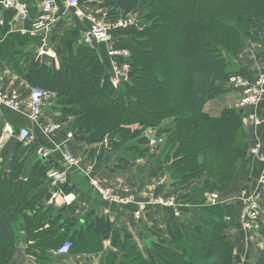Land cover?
<instances>
[{
  "label": "trees",
  "instance_id": "1",
  "mask_svg": "<svg viewBox=\"0 0 264 264\" xmlns=\"http://www.w3.org/2000/svg\"><path fill=\"white\" fill-rule=\"evenodd\" d=\"M25 1L31 15L27 27L39 10L38 0ZM103 6L110 18L136 10L146 22L142 29L115 34L114 46L130 51L119 61L133 72L119 88L113 87L97 49L77 44L79 23L58 32L62 56L50 67L36 51L42 37L11 32L14 11L0 7V60L31 86L54 92L57 108L74 117L72 131L86 134L85 141L106 150L135 141L127 147L142 146L139 155L158 156L187 206L168 224L167 234L152 227L140 249L130 232L93 210L77 220L66 205L44 203L52 189L49 170L64 166L51 153L37 156L25 171L30 146L21 142L10 173L0 170V264H12L22 235L31 263L55 256L56 248L71 240L70 254H101L99 264H235L231 230L239 224L238 210L221 198L205 201L208 193L227 192L238 179L249 160V135L240 109L207 105L211 96L228 90L230 74L237 73L228 60L242 51L245 37L255 38L264 22V0H104ZM150 130L166 138L157 151L148 146ZM68 181L56 189L69 193ZM260 236L264 246V230ZM107 239L118 251L104 250Z\"/></svg>",
  "mask_w": 264,
  "mask_h": 264
},
{
  "label": "crops",
  "instance_id": "2",
  "mask_svg": "<svg viewBox=\"0 0 264 264\" xmlns=\"http://www.w3.org/2000/svg\"><path fill=\"white\" fill-rule=\"evenodd\" d=\"M22 1L27 4L25 0ZM83 7L87 12L93 10L98 14L107 12V8L103 6V3L97 5L83 4ZM25 22L26 21L15 24L14 28L10 24L11 32H19L23 35L34 37L41 36L33 35L28 32H21L19 30L21 28H25L26 30L32 29V23L26 27ZM77 23L81 25V29L89 26L84 20H80L71 15H64L63 22H59L60 26L58 25L57 29L62 30L73 27L76 26ZM45 42L47 44V41ZM260 43L264 44V22L259 25L255 38L245 37L243 43L244 48L236 57L238 62V68L236 69L238 72L245 73V75L252 79L257 77L264 70V52L260 50V48H263ZM38 47H36L37 53L39 51ZM96 49L100 51L101 55L99 56L104 63L107 64L108 69H110L112 65L107 55V46L102 44L97 45ZM50 52L56 56L54 51L50 50ZM55 65H58L57 57ZM0 77V84H2L6 90H16L21 95V108L19 111L0 105V130H2L5 123H10L16 126L17 129L21 127L30 128L34 135V140L30 143H26L30 148L26 153L29 161L27 162L28 165L25 171L28 169L30 162L33 159H37V146L38 148L41 146L50 148L55 162L59 167L64 166L65 168L61 146L66 142L67 132L72 131L74 117L62 113V111L57 108L56 100L54 99L43 109L40 122L33 121L30 118L31 99L29 93L31 85L1 60ZM240 99V91L228 89L226 93L221 95V106H236ZM219 102L220 97L211 96L208 106L214 107V104ZM260 111L261 114L264 115V107L261 108ZM52 122H62L63 126L51 136L44 135L41 131V124H49ZM254 128L252 124H249L248 130L251 138L255 137L257 134L264 142V130L256 131ZM68 145L73 154L81 159L80 165L82 168L86 169L90 166L93 167L91 172L93 177L98 178L105 186L111 187L114 192L120 196L133 198L131 203L128 204L105 201L90 185L89 179L86 176L81 172H74L69 169L70 175L68 177V184L71 191L66 193V195H72L71 200L66 203L64 196H57L53 203L57 205H66L67 212L72 218L77 220L83 219L84 216L93 210L96 214L109 218L115 228H124L130 232L133 239L138 243L139 248L144 249V243L151 237L150 230L152 227L161 228L164 233L167 234L168 224L173 218L181 216L182 207L187 206L179 198L181 188L177 186L173 187L170 182H168L169 174L164 164H160L159 168L154 167L155 159H158V156L154 157L148 153L146 156L150 157H143L144 159L142 158L141 162L138 161L131 165L130 160L127 161L125 154H120L123 153L121 149L118 151L104 150V147L99 143H89L85 140L75 141L74 139L70 140ZM1 163L2 161H0V166ZM145 164H147L145 170H140L139 166ZM263 171V165L259 161L244 163L240 167L238 179L232 184L226 194L222 195V197L225 196V198L221 197V199H231L234 194L237 195L245 186H249V189H251L256 185V180ZM61 190L60 188V191ZM171 199H174L175 203L173 208L165 204V202ZM139 203L145 204V209L141 213V217L136 218L135 212L139 208ZM237 210L239 213V208ZM176 212H179V214L177 215ZM231 231L235 242L236 260L241 254L248 257V260H253L251 256L255 257L256 255L259 259L261 258L262 254L259 255L262 250L260 231L249 233L242 230L239 224ZM104 250L118 251L117 248L112 246L110 239L104 241ZM100 256L102 255L74 253L67 256L52 255L39 261L33 260L31 263L22 235L16 243V252L12 264H99Z\"/></svg>",
  "mask_w": 264,
  "mask_h": 264
},
{
  "label": "built area",
  "instance_id": "3",
  "mask_svg": "<svg viewBox=\"0 0 264 264\" xmlns=\"http://www.w3.org/2000/svg\"><path fill=\"white\" fill-rule=\"evenodd\" d=\"M104 0H38L37 6L39 14L32 21V29H19L23 33H31L33 35H41L43 42L50 33L53 32L55 26L61 21L64 15H71L80 20H84L89 26L80 30L79 42L96 47L97 45L107 46V55L111 60V75L110 81L114 88H119L122 83L127 80L130 72V66L127 62L119 61V57L126 59L130 55V51L126 48H117L114 46L115 34L120 30L129 29L140 26V12L122 13L115 18H110L107 12L98 14L93 11H85L83 4L97 5L103 3ZM0 6L4 9L14 11V16L10 21L13 26L15 24L28 21L31 18L28 5L22 0H0ZM4 24V18L0 19V25ZM42 52V51H41ZM40 52V53H41ZM1 80V77H0ZM227 88L240 91L241 99L236 104L241 113H244V118L251 121L255 130H264V115L260 114V107L264 103V71L257 77L251 78L239 73H232L227 81ZM30 118L35 122H40L43 109L49 105L56 97L52 91L45 90L36 86L30 87ZM0 105L19 111L21 108V95L16 90H6L0 84ZM62 122H52L49 124H41V131L46 136H51L62 128ZM18 136L20 141L30 143L34 140V135L30 128L21 127L16 129L14 125L5 123L0 130V149L10 136ZM73 139V132L68 131L66 134V142L61 146L65 168L51 169L48 172L50 179L51 191L53 198L64 196L65 202L71 200L72 195H66L56 187L67 181L69 169L74 172H81L89 179L90 185L98 192L105 201L128 204L133 200L132 197H122L115 193L111 187L105 186L98 178L91 175L93 167L86 169L82 168L81 159L76 157L70 150L68 142ZM163 138H151L149 146L151 148L162 144ZM252 146L250 148L251 158L261 162L264 170V142L257 134L252 138ZM38 154L44 158L51 155L52 150L48 147L41 146L38 148ZM240 204L239 207V226L242 230L253 233L259 231L261 227V215L264 212V171L261 172L256 180V185L249 189V186L243 187L238 194L231 199H235ZM230 199V200H231ZM220 200L217 193H208L206 201L208 204H214ZM166 205L174 207V199L165 202ZM139 208L135 212L136 218L141 217V213L145 209V204L139 203ZM178 215L179 212H176ZM262 245V244H261ZM73 242L71 240L64 241L54 251L55 256H67L71 252ZM263 247V245H262ZM242 254L239 256L235 264H249L250 260Z\"/></svg>",
  "mask_w": 264,
  "mask_h": 264
},
{
  "label": "rangeland",
  "instance_id": "4",
  "mask_svg": "<svg viewBox=\"0 0 264 264\" xmlns=\"http://www.w3.org/2000/svg\"><path fill=\"white\" fill-rule=\"evenodd\" d=\"M134 12H137L136 10L135 11H133L132 13H134ZM140 12V11H139ZM140 17H141V12H140ZM141 20V19H140ZM140 22V21H139ZM144 23H146V22H142V20H141V22H140V26L138 25V28L139 29H142L143 27H144ZM65 29H62V30H56V31H53L50 35H48L47 36V38H46V41H47V44H46V49H48V50H51V51H54L55 53H56V57H57V59H58V65H59V60H60V56H62V51H63V45L61 46L60 45V43L58 42L59 41V39H60V37H61V34H58V32L59 33H61V32H63ZM78 43L77 44H79V43H81V42H79V40L77 41ZM82 44V43H81ZM262 46H263V48H260V50H262L263 52H264V44L263 43H260ZM261 47V46H260ZM96 48V47H95ZM97 48H99V47H97ZM34 50V49H33ZM97 52H98V54L99 55H101L100 54V51L99 50H97ZM228 64H229V67H230V69H233V68H238V62H237V60H236V57L235 58H232V59H230V60H228ZM57 65V66H58ZM106 67H107V64H106ZM237 70V69H236ZM264 71V70H263ZM107 72L109 73V75H111V68L110 69H108V67H107ZM234 73V72H233ZM237 73H239V74H242V75H244V76H247V75H245V73H241V72H238V70H237ZM232 74V73H231ZM230 74V75H231ZM126 81V80H125ZM124 81V82H125ZM123 84V83H122ZM225 84L226 83H224L223 85L225 86ZM115 89H117V88H115ZM227 89H229V88H227ZM216 107L217 106H221V96H220V102L219 103H215L214 104ZM208 106V105H207ZM237 106V105H236ZM235 106V108H237L238 109V107H236ZM209 107V106H208ZM264 106H262L261 105V107H260V109L261 108H263ZM243 122H244V127H245V129H246V131L248 132V135H249V139H248V157H249V160H248V162L250 161V162H253V161H257V159H255V158H251V156H250V154H249V152H250V148H251V146H252V138H251V136H250V133H249V130H248V127H249V124H252V127L254 128L255 126H254V124L251 122V121H249L248 119H246V118H243ZM254 129H256V128H254ZM253 135H254V133H253ZM163 138L165 139V141H166V138H165V136H163ZM136 143H135V141H127L125 144H123L119 149H121L122 151H123V153H120L121 155H124L125 154V156H126V159H127V161L128 160H130V164L132 165V164H135V163H137L138 161L139 162H141L142 161V158L143 157H145V158H147V157H150V156H141V155H139L138 153H139V151L141 150V149H143V147L141 146V147H139L138 149H129V147H127V146H132L133 147V145H135ZM162 144H164V142H162ZM162 146H164V145H162ZM106 145H104V150H106ZM118 149V150H119ZM117 150V151H118ZM120 155V156H121ZM152 158V157H151ZM119 159H120V157H119ZM144 159V158H143ZM151 160V159H150ZM253 160V161H252ZM125 162V161H124ZM258 162V161H257ZM159 161H158V159H155V168H159ZM142 165H140L139 167H140V170H145V168H146V166H147V164H145V165H143L142 167H141ZM186 185V184H185ZM184 190H185V192H190L191 191V189H190V187H189V185H186L185 186V188H184ZM184 190H183V192H184ZM226 194V192H223L222 194H218L219 195V198H221L222 197V195H225ZM233 196H235L236 197V195L234 194ZM232 196V197H233ZM222 198H225V196H223ZM220 202V201H219ZM221 202H225V201H221ZM228 202H230V203H233L234 205H235V210H237L238 209V206H239V204H238V202L236 201V198L235 199H229L228 200ZM205 204H208L207 203V201H205ZM261 227H260V229H259V231L260 232H262L263 230H264V212H262V215H261ZM235 227H236V225L234 226V229H235ZM258 232V231H257ZM263 245V244H262ZM262 254V255H261ZM237 255V254H236ZM259 255H261V258L259 259L258 258V256L256 255L255 257H253V256H251L252 257V259H254V260H250V264H252V263H257V264H264V246L262 247V250L260 251V253H259ZM239 257V256H238ZM259 260V261H258Z\"/></svg>",
  "mask_w": 264,
  "mask_h": 264
},
{
  "label": "water",
  "instance_id": "5",
  "mask_svg": "<svg viewBox=\"0 0 264 264\" xmlns=\"http://www.w3.org/2000/svg\"><path fill=\"white\" fill-rule=\"evenodd\" d=\"M44 47V43L41 42L39 44V49H43ZM40 61L42 64L48 65L50 67H53L56 64V56L49 53L48 51H43L40 53L39 55ZM133 72L130 71L129 72V76L132 75ZM147 135L149 137H153L156 135L155 131H148ZM75 141H81V140H85L87 138L86 134H79L78 132H74V136H73ZM21 143L20 139L17 136H10L9 139L5 142L4 146L2 147V149L0 150V161L1 159L3 160V158H5V162L3 167L1 168L0 166V170L3 169L5 173H10L11 171V167L13 164V160H14V156H15V152H16V148L17 146ZM108 145L111 147L112 143L111 140H108ZM168 182H171L170 180V176L168 175ZM23 181V180H21ZM53 202V193L50 191L46 194V197L44 199V203H52ZM43 203L39 204V207H42ZM58 208V207H57Z\"/></svg>",
  "mask_w": 264,
  "mask_h": 264
}]
</instances>
